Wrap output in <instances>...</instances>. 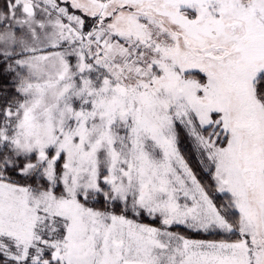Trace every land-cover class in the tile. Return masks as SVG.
<instances>
[{
  "label": "snow or ice",
  "instance_id": "1",
  "mask_svg": "<svg viewBox=\"0 0 264 264\" xmlns=\"http://www.w3.org/2000/svg\"><path fill=\"white\" fill-rule=\"evenodd\" d=\"M0 264H264V0H0Z\"/></svg>",
  "mask_w": 264,
  "mask_h": 264
}]
</instances>
